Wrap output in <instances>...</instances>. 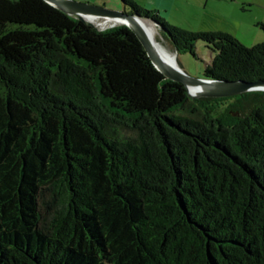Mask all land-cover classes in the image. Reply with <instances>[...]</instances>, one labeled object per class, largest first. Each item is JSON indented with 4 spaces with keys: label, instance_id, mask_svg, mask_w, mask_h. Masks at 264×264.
Returning a JSON list of instances; mask_svg holds the SVG:
<instances>
[{
    "label": "trees",
    "instance_id": "16d2710c",
    "mask_svg": "<svg viewBox=\"0 0 264 264\" xmlns=\"http://www.w3.org/2000/svg\"><path fill=\"white\" fill-rule=\"evenodd\" d=\"M121 2L204 78L264 80V42ZM0 264H264V91L191 97L127 25L0 0Z\"/></svg>",
    "mask_w": 264,
    "mask_h": 264
},
{
    "label": "rangeland",
    "instance_id": "374dc122",
    "mask_svg": "<svg viewBox=\"0 0 264 264\" xmlns=\"http://www.w3.org/2000/svg\"><path fill=\"white\" fill-rule=\"evenodd\" d=\"M104 11L129 12L121 0H73ZM142 9L158 11L168 24L191 32L228 33L246 46L264 42V0H133ZM112 18V17H108ZM105 20V18H100ZM153 20L147 22L151 24ZM124 24H113L104 30ZM156 25V24H155ZM97 26V25H96ZM100 28L99 26H97ZM157 27V25H156ZM158 30V27H157ZM159 39L175 53L178 63L190 76L203 77L212 62L213 53L204 42H198L196 59L190 53H178L160 35Z\"/></svg>",
    "mask_w": 264,
    "mask_h": 264
},
{
    "label": "water",
    "instance_id": "95a60500",
    "mask_svg": "<svg viewBox=\"0 0 264 264\" xmlns=\"http://www.w3.org/2000/svg\"><path fill=\"white\" fill-rule=\"evenodd\" d=\"M56 8L60 9L64 13L77 17L84 20L91 25L96 26L93 22L87 19L88 16H95L99 18L108 19V17L113 18H123L126 20L124 25H127L131 30L137 35L140 42L143 44L145 50L147 51L150 59L156 68L164 74L170 80L181 82L186 85L189 90L191 97H228L233 95H238L246 93L249 91H264V80H257L250 82L247 80H214L207 79L204 77H193L190 76L180 65L177 63L171 64L166 61L158 53L157 47H155L150 38V34L145 28V22L149 19L144 18L138 14H128L123 11H104L95 7H90L88 5L78 3L73 0H45ZM156 23L151 21V25L156 29ZM97 27V26H96ZM98 28V27H97ZM99 30H104V28H98ZM212 82V83H209ZM191 85L197 86L196 92L193 93L190 90ZM256 89V90H250Z\"/></svg>",
    "mask_w": 264,
    "mask_h": 264
},
{
    "label": "bare ground",
    "instance_id": "6f19581e",
    "mask_svg": "<svg viewBox=\"0 0 264 264\" xmlns=\"http://www.w3.org/2000/svg\"><path fill=\"white\" fill-rule=\"evenodd\" d=\"M87 19L91 22H93L95 25L99 26L100 28H107L113 24H124L126 22L123 18H108L105 20H101L99 17L95 16H88ZM145 28L147 32L150 34V38L152 40V43L155 47H157L158 53L164 58L166 61H168L171 64L179 65L177 57L174 52H172L160 39V32L157 30L154 26H152L149 22L144 23ZM163 37V36H162ZM196 89H198L197 86L191 85L190 90L191 92L195 93Z\"/></svg>",
    "mask_w": 264,
    "mask_h": 264
},
{
    "label": "clouds",
    "instance_id": "9594fccd",
    "mask_svg": "<svg viewBox=\"0 0 264 264\" xmlns=\"http://www.w3.org/2000/svg\"><path fill=\"white\" fill-rule=\"evenodd\" d=\"M209 83H212V82H209ZM250 90H256V89H250Z\"/></svg>",
    "mask_w": 264,
    "mask_h": 264
}]
</instances>
